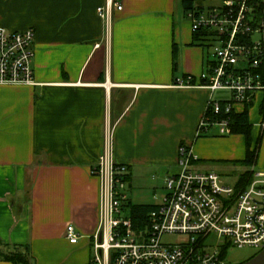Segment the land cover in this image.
Instances as JSON below:
<instances>
[{"label": "crops", "instance_id": "0c3cea01", "mask_svg": "<svg viewBox=\"0 0 264 264\" xmlns=\"http://www.w3.org/2000/svg\"><path fill=\"white\" fill-rule=\"evenodd\" d=\"M117 1L123 9L113 10L109 31L98 13L107 0H0V28L35 31L36 81L0 85V241L29 247L35 264L91 263L101 223V180L92 170L109 130L130 187L178 173L181 147L192 151L195 171L239 180L248 170L231 163L245 159L244 136L197 134L209 101L226 91L198 87L210 43L195 40L183 0ZM188 77L193 87L175 86ZM250 123L253 142L264 138ZM70 225L77 244L67 240Z\"/></svg>", "mask_w": 264, "mask_h": 264}, {"label": "built area", "instance_id": "2783aa9c", "mask_svg": "<svg viewBox=\"0 0 264 264\" xmlns=\"http://www.w3.org/2000/svg\"><path fill=\"white\" fill-rule=\"evenodd\" d=\"M122 11L117 0H107L98 9L111 28L113 10ZM193 32L210 31L208 41L216 45L214 59L201 76L198 87L212 93L226 91L230 99H211L198 127V136L218 128L221 136H232L231 116L254 105L258 96L264 103V0H223L221 6L194 7L186 12ZM35 31L0 28V85L35 86L33 62ZM218 44V46H217ZM177 80L176 87H193ZM264 130V115L261 116ZM112 133L107 131L104 153L92 173L101 180V223L95 236L90 264H227L229 247L264 250V171L251 169L247 185L238 180L230 186L215 172L193 169L192 151L180 150V171L165 179L167 194L150 213L145 228L135 229L131 217H123L129 202L124 191L128 169L112 158ZM183 238L165 243L167 236ZM221 239L217 249L210 237ZM67 240L77 244V229H66Z\"/></svg>", "mask_w": 264, "mask_h": 264}, {"label": "trees", "instance_id": "16d2710c", "mask_svg": "<svg viewBox=\"0 0 264 264\" xmlns=\"http://www.w3.org/2000/svg\"><path fill=\"white\" fill-rule=\"evenodd\" d=\"M194 0H183L184 8L186 11L194 8ZM214 34L210 31H200L195 33V40L210 41ZM177 49H174V61L176 65ZM260 115H264V103L261 106ZM231 126L233 135H242L246 140V156L242 161H233L231 163L243 166L248 170L239 174V180L242 185H247L252 179L251 169L257 165L260 142L255 144L252 138L253 125L249 120V110L244 113H233L231 116ZM129 181V175L128 180ZM125 207L130 211V217L134 224L135 229L145 228L148 224L150 213L155 209L152 205H132L127 202ZM0 261L10 262L12 264H35L32 253L29 247L25 246H9L0 241Z\"/></svg>", "mask_w": 264, "mask_h": 264}, {"label": "rangeland", "instance_id": "374dc122", "mask_svg": "<svg viewBox=\"0 0 264 264\" xmlns=\"http://www.w3.org/2000/svg\"><path fill=\"white\" fill-rule=\"evenodd\" d=\"M218 46V44H217ZM215 47L216 45H211L209 46L208 53H209V58L211 60L214 59V53H215ZM230 93L228 92H217L216 93V99L220 100L223 98H230ZM262 102V97L258 96L256 102L254 103V106L249 108V117L250 120L253 121L255 124L256 128L257 123L261 124V119H259L257 110L258 107L260 106V103ZM213 133V132H212ZM212 135H209L211 137ZM232 136H227L224 138H231ZM260 135L258 134L257 137L255 136V144L258 143ZM222 138V137H219ZM258 163L256 166L257 171H264V138H261L260 142V150H259V156H258ZM236 166V169L239 171H244V167L240 165H234ZM217 172L219 175H221L226 183L230 186H235L238 182L237 176H231L230 174H224L218 171ZM168 177V176H167ZM166 177V178H167ZM166 178H158L157 176H154L150 181L144 182L143 184L139 185H133L130 187L129 181L127 184V189L124 191V193L127 195L129 201L131 202L132 205H140V204H151V205H157L160 204L163 201L164 196L167 194V189H166V184H165V179ZM130 216V211L126 209L123 212V217H129ZM183 238L179 236H167L164 238L165 243H177L180 242ZM221 239H219L216 236H212L208 240V244L211 246V249H217L218 246L221 245ZM259 253L258 250L247 247L243 249H239L237 247H229L225 256V260L227 264H243L253 257H255Z\"/></svg>", "mask_w": 264, "mask_h": 264}, {"label": "water", "instance_id": "95a60500", "mask_svg": "<svg viewBox=\"0 0 264 264\" xmlns=\"http://www.w3.org/2000/svg\"><path fill=\"white\" fill-rule=\"evenodd\" d=\"M243 264H264V250H262L255 257Z\"/></svg>", "mask_w": 264, "mask_h": 264}]
</instances>
